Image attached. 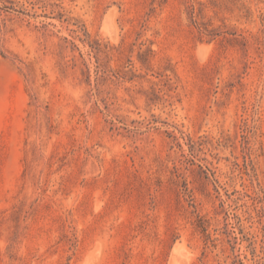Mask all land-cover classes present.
Segmentation results:
<instances>
[{"label":"rangeland","instance_id":"rangeland-1","mask_svg":"<svg viewBox=\"0 0 264 264\" xmlns=\"http://www.w3.org/2000/svg\"><path fill=\"white\" fill-rule=\"evenodd\" d=\"M0 264H264V0H0Z\"/></svg>","mask_w":264,"mask_h":264}]
</instances>
